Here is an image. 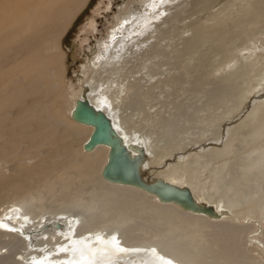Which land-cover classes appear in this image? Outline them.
<instances>
[{"label":"bare ground","instance_id":"bare-ground-1","mask_svg":"<svg viewBox=\"0 0 264 264\" xmlns=\"http://www.w3.org/2000/svg\"><path fill=\"white\" fill-rule=\"evenodd\" d=\"M89 1L38 0L34 9L11 23L0 26V123L5 124L6 128L12 125L15 137L25 136L32 144L37 145L34 146L37 150L34 148V152L28 153L23 159L5 156L6 160L15 163L33 159L41 163L45 159L40 150L43 146L61 157L58 160L61 164H57V160L43 164L45 173L36 163L30 169V175H27L32 177L46 174L49 179L47 181H51L49 184H42L53 190L54 194L57 192L49 209L35 215L34 209L41 206V199L21 195L19 199L22 205L10 203L11 206L0 211V251L5 247L7 252L6 255L0 254V263L264 264V188H257L259 191L246 195L244 193L243 200L247 202L239 200L243 197L234 200L238 197L236 192L243 187L242 182L254 176L239 179L234 186L223 188L225 194H231L229 196L215 195V189L212 188L222 179L221 171L225 170L227 160L224 157L213 167L214 176L208 187L209 191L200 192L196 187L198 181H194L198 177L194 176V168L190 166L193 158H189L186 163L176 164L180 153L190 156L194 146L191 147L188 143V151L175 152L181 142L173 138L166 148H157L156 142L159 139L155 140L156 137L152 136L157 134L156 131L147 130V133H143L145 128L135 127L134 121L137 119L132 120L134 112L137 115L145 114L147 102L152 101L156 95L167 99L172 97L177 101L179 97L191 92L192 95L202 94L206 96L203 109L209 112L202 121L207 124L216 123L217 129L206 134V142L199 147L205 148L215 141L218 143L211 145L209 151L204 150L203 155L199 156L219 159L233 151L234 147L236 149V144L241 142L246 147L244 155L247 157L244 156V160L253 155L254 161L253 164L241 167L240 163H236L237 168L247 172L250 171L249 167L253 174L258 171L256 175L262 178L264 100L254 104L253 98L257 97L250 99V95L258 94L262 89L260 91L263 94L259 99L264 97V85H261L264 73H256V77L248 80L239 96L220 102V94L231 88L230 84L235 78L243 76L241 72L244 69L242 66L238 67V71L235 70L225 79L220 74L213 77V72L206 73L204 70L213 67V63L209 62L216 56L220 59L215 60L217 63L214 70H222L225 64L236 60L235 55L230 59L227 57V45H234L238 39L250 38L260 33L261 28H256V24L264 21V0H237L243 4L236 11L237 15L232 17L229 16L231 12L229 13L228 6L235 0H225L224 3L221 0H149L146 9L134 10L130 20H123L121 27L113 30L110 40L105 42L107 45L102 58L99 56L95 62L97 70L91 83L81 86V95L77 99L66 101L68 115L64 117L60 109L65 101L61 85L64 64L59 41ZM222 4V7L217 6ZM213 8L215 9L211 10ZM222 16H225L223 21ZM233 21L231 28L229 24ZM184 33H188L187 36H181ZM201 39L205 45L208 43L204 51L200 49L203 46ZM263 42L261 43L264 45ZM212 55L214 58H211ZM222 56L225 57L224 62ZM252 62L253 60L251 65ZM128 65L130 69L124 71V67ZM164 67L168 69L164 70ZM135 71L140 72L138 77L134 76ZM227 73L231 72L228 70L225 75ZM154 89L158 93H154ZM79 99H85L90 106L101 110L110 119L115 135L128 157L138 165L143 181L151 184L155 179H161L173 187L188 188L194 197V204L207 212L185 209L173 201L161 200L156 194L140 186L104 179L101 171L108 161L110 146L97 144L92 150H84L83 145L90 137L93 126L71 117ZM173 100L170 104L176 110L183 101ZM217 103L218 107L215 105ZM152 107L150 105L148 109ZM219 107H224L223 111L214 114ZM128 108L129 113L126 111ZM187 108L192 109L193 105L190 104ZM169 111L171 109L167 113L174 116ZM14 114L17 115V123L10 122V117ZM160 119L167 134H170L171 120L167 123V119L162 116ZM188 119L187 117L186 120ZM14 128L21 132L17 133ZM82 135L85 138L79 151L76 149V142L77 139L81 141ZM2 153L9 155L5 150ZM166 156H174L168 160L175 162L166 169L154 171L152 176L149 173V163L155 164ZM237 160H241L239 155ZM254 165L257 166L255 169ZM19 169L25 174L28 172L25 166ZM96 171L97 177L94 175ZM55 175L57 178L52 179ZM30 184L35 186L37 182ZM256 196L258 202L254 200ZM9 208L13 209L9 211ZM76 210L79 213L74 214ZM138 219H142L141 222H136ZM149 222L154 226H149ZM138 223H143L145 228L136 232L140 225ZM133 224L138 226L137 229L134 227L136 230ZM156 225L164 232L160 234L155 231L157 234H151L146 228ZM179 229L188 230L186 232L192 236L194 234V237H190L194 242L198 239L199 243L189 247V241L193 240L185 239L186 236L183 242L180 241L182 245H177V241L171 243V240L175 241L173 237L176 238L181 233L166 237L167 233H175ZM204 229H209L212 238L207 239L206 235L205 241L200 243L199 234ZM152 230L154 231L153 228ZM206 231L207 234L208 230ZM195 233L198 234L197 239Z\"/></svg>","mask_w":264,"mask_h":264},{"label":"rangeland","instance_id":"rangeland-1","mask_svg":"<svg viewBox=\"0 0 264 264\" xmlns=\"http://www.w3.org/2000/svg\"><path fill=\"white\" fill-rule=\"evenodd\" d=\"M37 1L38 0H0V26H3L7 23L9 24L14 19L19 17L20 15L26 13L27 11H29L31 9H34ZM226 1L221 0V2H223V3ZM147 2L149 3V0H146V1H144V0H90L88 2V4L85 6V8L78 14V16L70 24L65 35L59 41L61 51H63V64H64V72H63V76L61 79V85L64 88V100L65 101H63V104H61V106H60V109L62 110V115L64 117H66L68 115V113L66 111V107H67L66 101L70 100L72 102V100H74V98L77 99L81 95V91H80L82 89L81 86L84 83H89V82L91 83V78L93 77L95 71L97 70L96 66H95V62L97 61L98 58H100V57L102 58V53L106 50V45H107L105 42H108L110 40L111 33L113 32V30L120 28L123 20L132 18L130 16L132 15L134 10L138 11L141 8L146 9L147 8ZM176 2H177V0H176ZM242 4H243V2L241 3L240 1H237V0L233 1L228 6V9H230L229 13L231 12V15H229L228 13H226V14L231 16V17H232V15L233 16H235V14L237 15L236 11H238L240 9ZM223 5L224 4L217 5V6L222 7ZM215 8H217V7H215ZM215 8H213L211 10H214ZM234 8L236 10H234ZM228 9H227V11H228ZM204 18H206V17H204ZM224 18H225V16H222L221 20L223 21ZM263 22L264 21H262V22L259 21L256 24V28H259V29L261 28L260 33H256L255 36H252L250 38H244V39H240V40L238 39L234 45H231V46L227 45V47L225 48V51L227 53V57H229V59H230L231 56L235 55L234 57H236V60H232L227 65L225 64V66L223 68L224 71H223V69L222 70L218 69V72H216L214 70L216 67L215 64L217 63L215 60H217V58L220 59L219 56L218 57L216 56V58L214 60L212 59L209 62L211 64L213 63L212 68L207 67L204 70V72H206V73L213 72V74H212L213 77L214 76L216 77L217 74H220L223 76V79H225V77L229 78L231 76L232 72H234L235 70L238 71V67H241V66L243 67L244 71L241 72V73H243V74H241L243 76L240 78H235V76L233 77L235 79H234V82H232L230 84L231 88L224 91V92H226L225 94H224V92L222 94H220V95H222V97H220V102L225 101L227 98H231V97L235 98V97L239 96V93L242 91L243 88H245V85H247L246 82L248 80L252 79V77L253 78L256 77V73L258 75H259V73H260V75L264 73V45L261 43L262 41H264V23ZM202 24L205 25L204 22ZM231 24L234 25V21L229 24V27L232 28L233 25H231ZM203 25H202V27H203ZM187 34L188 33H184L181 36H185V35L187 36ZM200 34H202V33H200ZM201 37H203V36H201ZM203 41L204 40L201 39V44L204 47L200 46L201 47L200 49L204 51L205 48L208 47L207 46L208 43H207V45H205L203 43ZM244 48L245 49L247 48L249 51L248 50H242ZM135 49H136V47H135ZM92 50H93V54H92ZM255 51H257V52H255ZM203 54H205V52H203ZM186 57H188V56H186ZM212 57H213V55L211 56V58ZM244 57H246V58H244ZM257 57H258V59H256ZM222 58H223L222 62H224L225 57L222 56ZM87 60H89V62ZM246 60H247V62H246ZM252 60H253V62L251 65ZM91 62H92V64H91ZM246 63H249L251 66L249 64H248L249 65L248 66ZM129 65L124 67L125 68L124 71H127L130 69ZM232 65H234V66L232 67ZM228 67H230V68H228ZM167 69H168L167 67H164V70H167ZM133 70H137V68L136 69L133 68ZM228 70L231 73L230 74L227 73L226 74L227 76H226L225 73ZM124 71L122 70V73ZM134 73H135L134 76L136 75L137 77L140 74L139 71H135ZM83 79L85 81H83ZM240 83L242 84L241 86H244V87H241ZM261 85H264V82ZM204 87L205 86H203V88ZM232 88H233V90H232ZM236 89L238 91H236ZM260 90H262V89H260ZM260 90H259L258 94H251L250 95V97H251L250 99H252L253 97H257L255 99L253 98L254 104L264 100V97L261 98V100L259 99L263 94V92ZM155 91H157V92H155ZM153 92L158 93V90L154 89ZM0 93H1V91H0ZM192 93L193 92L186 94V95H183L182 98L179 97L177 99L178 102L182 100L183 103L176 110H174L172 108L173 105L170 104V101L173 100L172 97H169L167 99L166 97H158V95H156L152 101L147 102V105H149V106L153 105V107L149 110L148 109L149 106L147 107V105H146L145 109H144L146 111L145 114L142 113L141 115H137L136 112H134L135 115H133L132 120L134 121V119H137L134 121L136 124L134 126L135 127L141 126L143 129L145 128L144 130H142L143 133H147V130H148V132L151 130H155L157 134L156 133H154V134H156L158 136H156V135H152V136L156 137L155 140L159 139L158 140L159 142L158 141L156 142L158 145L157 148L158 147L159 148L160 147L166 148L167 145L169 144V142L171 141V139H173V138H176V139L180 140V142H181L179 148L175 152H179V151L183 152L184 150L188 151V149L190 148V146L189 147L187 146L188 143H189L188 145H191V147L194 146L193 147L194 151L191 150L189 153L191 157L187 156L188 154H186V153L183 155H182V153H180L181 154V155L179 154L180 158H179V160L176 159V161L178 160L176 162V164H181L183 162L186 163V161L189 158L190 159L193 158V161L190 160L191 161L190 166L192 168H194V172H195L194 176L198 177V180H196V178L194 177L195 178L194 181H198L197 182L198 185L196 187H197V190H199L200 192L206 193L207 191H209L208 187L212 183L211 180H212V177L214 176L213 167L215 165H218V163H217L218 160L221 161L222 158L227 157L226 165L224 168L226 171L225 170L221 171L222 179H220V181L215 185L216 187H214V185H213L212 189L213 190L215 189V191H214L215 195L220 194L221 196H224V195L229 196L231 194L230 193L225 194L223 191V188H225L227 186H231V185L234 186L236 183H238L237 181H239V179H243V178L248 177V176H254V177H251L250 180L242 182L243 187L241 190L237 191L238 193L236 192V195H238V197L234 198V200H236L240 197H243L239 200L247 202L246 200H243L244 195L259 191L258 189L263 190V188H264V175L262 178L258 177L256 175V173L258 174V171H256V173L253 174L249 167H248V169L250 171H247V172L241 171L240 169L237 168L236 163H240V167H241L245 164H247V165L253 164V161H254L253 155L250 156L248 160H246V161L244 160L243 157L246 155L245 154L246 147L241 142L240 143L238 142L236 144V149L234 147L233 151L229 152L225 156L220 157L219 159H215V158L208 157V156H199V155H203V153L205 152L204 150L209 151V148H211V145L213 146L214 143H218V141H215L214 143L213 142L210 143V145H208L205 148L199 147L200 144L206 142L205 138L207 135L215 132V130L217 129L216 128L217 125H216V123L207 124V123H205V121H202V120H204V117H206V114L208 112L206 109L205 110L203 109L204 101H206V96H202V94H197V93H196V95H192ZM174 95H176V94H174ZM183 98H184V100H183ZM197 99H199V101ZM256 100H258V101H256ZM160 102L163 104H160ZM190 104L193 105L192 109L187 108V106ZM215 105H216V107L219 106L218 103ZM168 106H170V107L168 108ZM227 106H230V104H228ZM162 107H163V109H162ZM174 107H177V106L174 105ZM223 108L224 107H222V108L219 107L213 113L214 114H220L223 111ZM128 109L126 110L127 113L130 112V109L129 110ZM168 109L169 110L171 109V111L174 110L172 112L169 111L170 113H174V116L167 113ZM153 111L156 112L157 114L160 113V115H157ZM17 112H20V111H17ZM14 113H16V112L14 111ZM150 114H151V116H150ZM16 116L17 115L14 114L12 117H10L11 123H13V122L17 123L18 122ZM161 116L164 119H167V123L169 120H171L170 134H167L166 129L164 127V123L160 122ZM168 116H170L169 117L170 119L168 118ZM187 117L189 118L188 120H186ZM164 119H162V120H164ZM137 123H139V124H137ZM152 123H153V125H152ZM156 124H157V126H156ZM148 125H149V127H148ZM158 125H160V126H158ZM12 127H13L12 125H9L6 128L5 124L3 125L0 123V211L3 208L11 206V205H9L10 203H16L17 202V203H20L22 205V203L19 199V196H21V195L23 197H30L31 196L33 198L35 196L36 197L35 199H38V200L41 199V202H42L40 207H36L34 209V214L37 215V214H40V213H42L45 210L50 208L49 204L53 200V198L57 194V192L54 194L53 190H49V188L47 186L42 185V184H49L51 182V181L50 182L47 181L49 179L47 178L46 174L38 175V176H32V177L27 176V175H30L29 174L30 169L35 166V164L38 162L37 160L27 159L25 161L22 160V161H17L15 163H12V162L9 163L8 160H6V157L12 159L15 156L19 157V159H23L24 157H27L28 153L34 152V148L37 147V145L32 144L28 140V138H25V136H24V138L15 137V135H13ZM14 129L16 130L17 133L21 132V130H19L17 128H14ZM9 133H10V135H9ZM7 138L9 140V142H7ZM81 138H82L81 141H80V139H77V142H76V144H77L76 149H78L79 151H80L81 144H82L81 142L85 138V136L82 135ZM6 143H7V145H6ZM197 146H198V149H197ZM195 147H196V149H195ZM3 150H5V152L7 151L9 153V155H5V153L3 154L2 153ZM40 150L44 153L45 159L43 158L41 163H37V165H39V167L42 169L43 173H45V170H44L45 167L43 164L51 163L53 160H57V164H61V162L58 161L59 159H61L60 155L53 154L54 151L47 149V147H45V146L41 147ZM195 152H197V154H195ZM237 154L239 155V158L241 159L239 161L237 160V158H238ZM173 157L174 156H166L155 164L149 163V165H148L150 168L149 169L150 171L148 170L149 173L152 176H154L153 173L157 172L158 169L162 170V169H166L169 166H172L171 164H173L175 161L169 162V160H171ZM245 157H247V156H245ZM194 158H195V160H194ZM23 166H25L28 169L27 174H25L22 170L20 171L19 168H21ZM255 166L256 165L253 166L254 169L257 167V166L255 167ZM154 168H155V170H154ZM234 168H236V169H234ZM260 168H262V167H260ZM253 171H255V170H253ZM212 173H213V175H212ZM236 173H238V175ZM94 175H95V177H97L98 172L96 171L94 173ZM55 178H57V175H55L52 179H55ZM33 181H36L37 185L33 186L32 184H30ZM181 189H183V188H181ZM257 199H258V196H256V198H254V200H256V202L259 201ZM12 209L13 208H9V211H11ZM77 213H79L77 210L74 211V214H77ZM4 214L5 213H3V215ZM141 220L142 219H138L136 222H141ZM203 222L204 221H201V223H203ZM257 222L259 223L258 220H257ZM262 222L264 223V220H262ZM150 223L151 222H149V226H151V225L154 226L153 224H150ZM139 224L140 223H138L137 225H139ZM255 224H257V223H255ZM133 225H134L133 228L135 227L137 229L138 226L136 224H133ZM144 226H143V223L140 224L139 225L140 228L138 227L139 230L137 229L136 232L142 230V228ZM159 226L161 228L162 227L164 228V226H162V225H159ZM156 227H152L154 229V231L152 230L151 227H146V228H147V230H150L149 232L151 234H152V232H153V234H155L156 233L155 231H157V233L159 232L160 234L162 232H164L162 229H159L157 225H156ZM155 228L159 229V231L155 230ZM258 228H260L259 225H258ZM263 228H264V226H263ZM206 230H208L207 234H206V232H207ZM186 231H188V230H186ZM186 231L184 229L175 230L176 234L173 231V232L167 233L166 237L169 235L171 236L172 234H174V235H177L178 233L184 234V236H181V234H179L178 237L176 236V238L173 237L174 236L173 235L172 237L174 238L175 241L171 240V243H175L177 241V243H178V244L176 243L177 245H182L181 242H183L185 236H186L185 239H188V240H189V238L192 239L190 237V235L192 236V234H190L189 232L187 233ZM203 233L205 234V236H201V234L203 235ZM209 233H211V232H209V229H204L203 232H200V234H199L200 243H203L205 241V238L207 237L206 235H208L207 239H209V237H210V239L212 238L211 237L212 234L209 235ZM195 234H197V233H195ZM180 237H183V238L181 239ZM192 237H194V234ZM196 237H198V234L195 236V239H197ZM5 238L7 239V237H5ZM169 239H171V238H169ZM169 239H168V241H170ZM188 240H185V241H188ZM192 240H193V242L189 241V243H190L189 247H191V244L194 245V243L198 242L197 241L198 239L196 240V242H194L195 241L194 239H192ZM184 243H186V242H184ZM186 244H188V242ZM247 244L249 245L250 243H247ZM5 249H6L5 247H2L0 254L6 255L7 252H5ZM194 249H196V247ZM254 255H257V254L254 253ZM18 256H16V257H18ZM262 261H264V259ZM0 264H11V263L9 261H3ZM22 264H24V263L22 262Z\"/></svg>","mask_w":264,"mask_h":264},{"label":"water","instance_id":"water-1","mask_svg":"<svg viewBox=\"0 0 264 264\" xmlns=\"http://www.w3.org/2000/svg\"><path fill=\"white\" fill-rule=\"evenodd\" d=\"M71 117L79 122L93 126V131L84 143V150H92L97 144L110 146L108 161L101 176L112 182L133 184L156 194L161 200L173 201L185 209L205 211L194 204V197L188 188H177L165 184L161 179L149 183L143 181L138 165L126 154L124 146L115 135L110 119L101 110L94 109L85 99H79L72 110Z\"/></svg>","mask_w":264,"mask_h":264}]
</instances>
